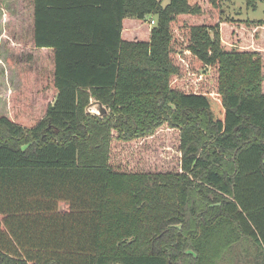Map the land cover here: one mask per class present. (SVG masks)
Masks as SVG:
<instances>
[{
  "label": "trees",
  "instance_id": "trees-1",
  "mask_svg": "<svg viewBox=\"0 0 264 264\" xmlns=\"http://www.w3.org/2000/svg\"><path fill=\"white\" fill-rule=\"evenodd\" d=\"M162 1H17L0 264H264V19Z\"/></svg>",
  "mask_w": 264,
  "mask_h": 264
},
{
  "label": "rangeland",
  "instance_id": "rangeland-1",
  "mask_svg": "<svg viewBox=\"0 0 264 264\" xmlns=\"http://www.w3.org/2000/svg\"><path fill=\"white\" fill-rule=\"evenodd\" d=\"M18 0H3L0 7V114L8 115L10 112V94L21 92L24 79V65L14 57L13 52L3 47L1 35L6 26H17L21 21L25 22L26 16L16 7ZM250 1V5L248 2ZM163 0L162 4H166ZM223 17L240 20H262L264 19V0H222ZM27 66V65H26ZM22 80H25L22 81ZM90 112H98L96 103L88 107ZM99 113V112H98ZM124 152V151H123ZM170 157V150L167 149Z\"/></svg>",
  "mask_w": 264,
  "mask_h": 264
},
{
  "label": "water",
  "instance_id": "water-1",
  "mask_svg": "<svg viewBox=\"0 0 264 264\" xmlns=\"http://www.w3.org/2000/svg\"><path fill=\"white\" fill-rule=\"evenodd\" d=\"M94 103V102H93ZM96 106H97V110H98V112H97V114H102V113H104V108L101 106V105H99L98 103H96ZM94 113H96V112H94Z\"/></svg>",
  "mask_w": 264,
  "mask_h": 264
},
{
  "label": "built area",
  "instance_id": "built-area-1",
  "mask_svg": "<svg viewBox=\"0 0 264 264\" xmlns=\"http://www.w3.org/2000/svg\"><path fill=\"white\" fill-rule=\"evenodd\" d=\"M150 23H151V25H153V24H154V21H153V20H151V21H150Z\"/></svg>",
  "mask_w": 264,
  "mask_h": 264
}]
</instances>
